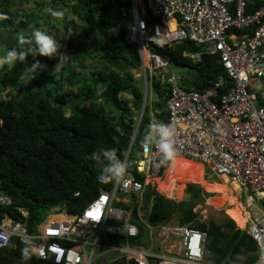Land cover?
Returning <instances> with one entry per match:
<instances>
[{
	"label": "built area",
	"instance_id": "built-area-1",
	"mask_svg": "<svg viewBox=\"0 0 264 264\" xmlns=\"http://www.w3.org/2000/svg\"><path fill=\"white\" fill-rule=\"evenodd\" d=\"M248 2L142 0L139 8L138 0H130L132 23L125 40L137 46L145 101L151 100L147 73L169 94L166 120L150 111V124L174 126L176 155L202 163L209 178L240 188L246 212L241 229L257 245L253 264H264V4L249 12ZM185 40L199 49L182 55L190 62L215 55L228 84L218 75L200 88L196 83L186 87L165 75L169 60L149 44L168 49ZM142 143L136 158L130 156L132 143L123 158L127 183L100 189L80 213L53 208L31 230L25 208H17L22 219L3 217L0 249L15 235L23 245L21 236L36 246L45 264H212L204 258L205 231L177 221L145 222L144 193L147 184L154 186L148 181L161 177L168 166L161 174V154L155 148L145 153ZM6 204L10 199L0 192V206ZM134 213L148 227L147 245L131 221Z\"/></svg>",
	"mask_w": 264,
	"mask_h": 264
},
{
	"label": "trees",
	"instance_id": "trees-1",
	"mask_svg": "<svg viewBox=\"0 0 264 264\" xmlns=\"http://www.w3.org/2000/svg\"><path fill=\"white\" fill-rule=\"evenodd\" d=\"M52 1L68 8L62 25L63 41L70 48L65 64L57 71L42 67L30 72L34 61L29 56L25 63L0 68V192L11 199V204L0 206V218L10 215L22 219L17 208H25L30 230L51 208L80 213L100 189L113 186L114 182L102 184L97 180L101 169L92 154L102 148H115L123 159L143 104L139 82L132 72L140 67L138 50L125 40L132 23L130 0ZM263 4L264 0H249L246 9L250 12ZM15 5L14 0H0V17H4L0 19V56L18 46L21 34L28 35L48 23L46 13L35 14L18 6L13 9ZM79 22L84 25L79 26ZM77 33L89 39L88 49H81L74 41ZM198 49L185 40L167 51L177 62L195 67L193 82L200 88L224 73L215 55L206 54L193 64L182 55ZM83 57L96 62L102 59L106 64L94 67L88 75L77 69L87 67ZM71 58L78 60L76 68L71 67ZM36 59L41 64L47 62L44 56ZM223 77L228 84V78ZM158 81L151 80L156 101L146 102L143 108L131 152L141 149L140 143L151 125L150 111L157 119L166 120L164 101L169 94ZM124 94L130 97L124 98ZM168 164H162L161 174ZM135 176L142 181L139 174ZM188 191L187 200L174 201L147 184L144 201L151 192L155 195L151 218L162 220L178 213V223L205 231L204 258L212 264H253L258 257L257 245L246 231L228 217L198 221L193 207L201 194L196 185L189 186ZM23 247L18 238L11 237L0 249V263L25 264L21 259ZM27 264L45 263L33 257Z\"/></svg>",
	"mask_w": 264,
	"mask_h": 264
},
{
	"label": "rangeland",
	"instance_id": "rangeland-1",
	"mask_svg": "<svg viewBox=\"0 0 264 264\" xmlns=\"http://www.w3.org/2000/svg\"><path fill=\"white\" fill-rule=\"evenodd\" d=\"M16 5L13 6V9L18 6L19 8L22 9H26L29 11H33L35 14H41V13H46L49 17V19L47 20V24L42 25L40 27H38V29L44 30L46 31L49 35H51L52 37H54L58 43L61 45V48L59 49V53L66 55L62 60L59 61V55L53 58H48L47 57V62H43L42 65L44 66L43 68L48 69V68H53L55 71L58 70V68H60L61 65L65 64L66 57L70 52V48L67 45V43H65L63 41L64 39V28H63V23L66 21V15L68 14V8L66 6H63L61 2H54L52 0H29L28 2H21L20 0H14ZM105 1V0H103ZM139 1V8L142 6V0H138ZM55 7V10L57 11H63L64 12V16L62 19H57L54 18L50 15V13L48 12V9H52V7ZM75 20H77V18L74 16L73 17ZM79 26H83L84 24L82 23H78ZM74 41L79 42L81 49L86 50L88 49V42L89 39L88 38H84L82 34H78L74 37ZM84 59V65H86L87 67L85 68H78L76 65L78 63V60L76 58H71L70 59V65L72 68H76L79 70H82L85 74H90L91 70L94 67H98V68H102L105 66L106 62L105 60H102L100 62H96V60H92L89 59L88 57H83ZM59 62V66L57 67L56 65ZM134 74V78L135 80H138V87L141 89V91H144V82H143V76H141L140 70H133L132 71ZM165 75L169 76V75H173L175 76V78L178 80L179 84L182 86H190L193 82V80L196 78V73L194 70H186V69H179L177 67H174L173 65L169 64L165 70ZM66 76V74L64 73V77ZM162 85V84H161ZM65 86V85H64ZM148 90H150V88L148 87ZM124 98H129L130 96L128 94H124L122 95ZM151 99H153V101H156V95L155 93H151ZM148 104H151L150 101H147ZM141 113V111H140ZM151 116V115H150ZM138 154V150L136 148H134L131 152V157L132 158H136V155ZM188 164H193L192 162H186V161H182V160H176L173 164V174H178L179 172L186 170V165ZM167 170V169H166ZM166 170L163 172V175L161 177H152L149 179V183L153 182L154 183V188L156 191L162 193L161 191H166L167 194L165 195L168 198H171L172 200H176V201H181V200H187L190 196V193L188 191V187L191 185H196L198 188V191L201 194L200 198H197V204L193 207L194 208V212H197L198 214V221L203 222V221H207L209 218H212L216 221H220L222 220V218L224 217H228L230 219H232L234 221V219L230 216L233 215L235 216V214H232L234 211L233 209H231V207H233L234 205L238 206L241 208V215L242 218H244V222H243V226L239 225L236 221L235 224L237 227L239 228H243L244 224H245V220H246V212H245V208H244V199L243 196L241 194H239V189L236 185H234V188L231 187V185L228 186V190L226 193L221 192L218 188L215 182H213V179H211V182L209 183V180L203 179V182L200 183H196V182H182L184 184H182L181 182H176L173 185L171 184H167L164 185V180H165V172ZM204 174V173H203ZM202 178H206L203 177ZM191 184V185H189ZM160 185V186H159ZM164 185V186H163ZM189 185V186H188ZM166 186V187H165ZM169 186V187H168ZM188 186V187H187ZM106 190V189H105ZM239 190V191H238ZM231 191H233L238 198L236 199V202L233 203L234 205L231 204H226V200L223 198L227 195L230 194ZM169 192H174V196H171ZM186 194V195H185ZM185 195V196H184ZM180 196V197H177ZM194 198V197H193ZM238 199V200H237ZM47 213V212H46ZM167 218L170 219V221H178L179 218V214L175 213L172 214L171 216H168ZM201 231V230H200ZM241 258V257H240ZM242 260V259H240Z\"/></svg>",
	"mask_w": 264,
	"mask_h": 264
},
{
	"label": "clouds",
	"instance_id": "clouds-1",
	"mask_svg": "<svg viewBox=\"0 0 264 264\" xmlns=\"http://www.w3.org/2000/svg\"><path fill=\"white\" fill-rule=\"evenodd\" d=\"M48 12L50 13V15L52 17L57 18V19H62L64 16L63 11L48 9ZM3 18L4 17H0V19H3ZM17 44H18L17 47H13V48L7 50L5 55L0 56V68H3L5 65H7L9 68H12L16 65L17 62L25 63L27 61L28 57L31 56L33 58L34 63L31 64L29 71L35 72L37 69L44 67L41 64V62L38 59H36L38 56L53 58V57H56L59 55V61L62 60L66 56V55L59 53V49L61 48V45L58 43V41L54 37L49 35L46 31L38 29V28L32 29L31 33L28 35L21 34L18 37ZM136 48H137V46H136ZM56 66L57 67L59 66V62ZM139 70L141 73L140 67H139ZM146 78H147V82H148V87L150 86L149 87L150 90H148V91H149V94H151V93H153V91L151 89V80H150L151 78L148 75V73L146 74ZM153 78H154V76H153ZM143 82H144V80H143ZM149 82H150V85H149ZM192 83H194V82H192ZM144 87H145V85H144ZM259 88H260V85H257L258 90H259ZM142 94H143V91H142ZM152 100L153 99L150 100V98H148L147 101L151 102ZM147 101H145V99L143 97V102H145V104ZM133 136H135V135H133ZM133 136L131 139L132 141H130V143H133V138H134ZM175 136H176V130H175L174 126H172L170 124H164V123L151 124V125H149V131L145 135L143 143H142L143 151L145 153H150L152 151V149L155 148L161 154V157H162L161 161H160L161 164H165L168 162L174 163L175 162L174 157L176 156ZM92 159L96 160L98 162V164L100 165L101 171H100L99 176L97 177V180L100 183H102V184H107L110 182H115L117 184H121V183L126 184L127 183L126 173H127L128 164H127L126 160L121 159L117 155V149H115V148H102L99 152H94L92 154ZM153 187H155V186H153ZM154 190H155V188H154ZM156 192H158V191H156ZM158 193L163 195L164 197H166L164 194H162L160 192H158ZM4 195H6V194H4ZM98 195H99V192H98ZM154 198H155V195H154ZM166 198H168V197H166ZM168 199H171V198H168ZM174 201H176V200H174ZM144 202L147 203V206H148V201H144ZM10 204H11V199H10ZM100 204L102 205V202H100ZM6 205H9V204H6ZM2 206H5V205H2ZM51 209H53V208H51ZM51 209L43 216V218L49 215V212L51 211ZM82 210H83V208L81 209V211ZM59 212H60V210H59ZM94 213H95V211H94ZM145 214H146V211H145ZM151 216H152V212L150 215L151 221H156V222L160 221L159 219H152ZM2 218L3 217H1L0 220ZM133 218H136L140 223L146 225L145 223H143V221H141V219L138 218L136 213H134L132 218H131L132 222H133V220H132ZM162 220H165V221L169 220L170 221L169 218L162 219ZM39 222H37V223H39ZM133 223L137 226L138 230H140V235H139V239H140L141 228L137 223H135V222H133ZM149 224H151V223H149ZM21 240L25 244V247H23L21 249V259H22V261L25 262V264H27V262L30 261L33 257H38V258L41 257L40 250L36 246L29 244L27 238L21 236ZM2 246L3 245H0V247H2Z\"/></svg>",
	"mask_w": 264,
	"mask_h": 264
},
{
	"label": "bare ground",
	"instance_id": "bare-ground-1",
	"mask_svg": "<svg viewBox=\"0 0 264 264\" xmlns=\"http://www.w3.org/2000/svg\"><path fill=\"white\" fill-rule=\"evenodd\" d=\"M156 48H158V47H156ZM191 63L193 64V63H196V62H191ZM176 160H182V161H186V162H189V163L192 162L193 164L186 165V170H183V171L179 172L176 175L175 174L172 175V172H173L172 164L173 163L170 162L168 167L166 168L167 170H166V172L164 174L165 175V180H164L165 183H164V185H166V186H167V184L173 185L176 182H181L182 183V182H187V181L196 182V183H200L201 184L203 182V179L210 180V178H208V177H210V174H205L203 176L206 177V178H202L203 167H205V166H203L202 163L191 161V160L186 159V158H184L182 156H179V155H176L174 157V161H176ZM206 171H208V170L205 168V172ZM182 184H184V183H182ZM218 184H221V183L220 182L218 183V181H217V183H216L217 188L221 192L226 193L227 190H228L227 187L223 186L224 184H221V185H218ZM223 198L226 200V204L234 205L233 203L236 202L234 196H232L231 194H227L225 197L223 195ZM231 209H233V211H234L232 214H235V212H236V214H235V216H233V215H230V216L239 225L243 226L244 218H242V215H241V208L236 206V205H234L233 207H231ZM58 217L64 218L65 216L64 215H60ZM93 219H96V218L93 217ZM13 237H16V236L14 235ZM203 246H206L205 242H204Z\"/></svg>",
	"mask_w": 264,
	"mask_h": 264
},
{
	"label": "water",
	"instance_id": "water-1",
	"mask_svg": "<svg viewBox=\"0 0 264 264\" xmlns=\"http://www.w3.org/2000/svg\"><path fill=\"white\" fill-rule=\"evenodd\" d=\"M149 46L152 49H154L155 51H157V52L161 53L162 55H164L174 67H177L179 69L195 70V67L194 66L187 65V64H182V63L177 62L172 57V55L167 52V48L166 47L156 48L152 44H149ZM144 106H145V102H143L142 109H141V113H140L139 118H138V120L136 122V126H135V129H134V134L133 135H135V133H136V130H137V127L139 125L140 118H141V115H142V111H143ZM130 146H131V143L128 146V150H129ZM154 203H155L154 194H153V192H151V194L149 196V200H148V206H147L146 214L144 216V220L146 222H148V223H151V224L156 223V221H151L150 220V215H151V212L153 210ZM132 220H133V222L137 223L140 226V228H141V236H140V239L143 241V243L148 244V242H149V236H148V228H147V226L144 225V224H142V223H140L136 218H133Z\"/></svg>",
	"mask_w": 264,
	"mask_h": 264
},
{
	"label": "crops",
	"instance_id": "crops-1",
	"mask_svg": "<svg viewBox=\"0 0 264 264\" xmlns=\"http://www.w3.org/2000/svg\"><path fill=\"white\" fill-rule=\"evenodd\" d=\"M205 174H209V172H204V174H202V176L203 175H205ZM165 176V175H164ZM204 177V176H203ZM209 178V177H208ZM215 181H218V183L220 182L221 184H224L223 186H226L227 187V189H228V186L229 185H231V187H233V189H235L234 188V185L233 184H231V183H229V182H227L226 180H216V179H213V182H215ZM209 183L211 182V179L208 181ZM217 183V182H216ZM221 184H218V185H221ZM169 190V189H168ZM168 190H166V191H168ZM166 191H161L162 192V194H167V192ZM239 191V190H238ZM170 193V195L171 196H174L175 194H174V192H169ZM232 196H234V198H238L237 197V195L233 192V191H231V193H230ZM239 194H241L240 193V191H239ZM186 195V194H185ZM184 195V196H185ZM242 195V194H241ZM236 200V199H235ZM238 200V199H237ZM243 203H244V201H243Z\"/></svg>",
	"mask_w": 264,
	"mask_h": 264
}]
</instances>
